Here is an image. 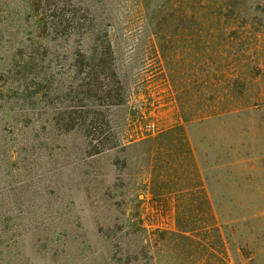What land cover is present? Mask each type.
<instances>
[{"label":"rangeland","instance_id":"1","mask_svg":"<svg viewBox=\"0 0 264 264\" xmlns=\"http://www.w3.org/2000/svg\"><path fill=\"white\" fill-rule=\"evenodd\" d=\"M89 1L101 17L110 13L109 33L121 48L117 66L128 102L120 109L88 104L73 111L67 94L78 38L51 42L35 26L52 11L27 14L24 0H0L1 64L35 60L27 85L31 95L38 92L20 106V70L6 74L0 264H117L100 228L145 218L150 232L176 230V197L166 198L168 206L152 196L140 203L151 185L190 192L184 201L200 213L198 232L210 229L212 242L220 233L230 264H264V27L248 26L225 43V65L217 52L224 44L208 58L186 33L164 61L137 0ZM240 76L247 89L239 84L233 99L232 80ZM103 117L104 130L102 123L91 127ZM144 238L124 237L123 264L133 252H140L135 264H149ZM159 248L154 244L155 264H179L177 254Z\"/></svg>","mask_w":264,"mask_h":264},{"label":"trees","instance_id":"2","mask_svg":"<svg viewBox=\"0 0 264 264\" xmlns=\"http://www.w3.org/2000/svg\"><path fill=\"white\" fill-rule=\"evenodd\" d=\"M137 1L140 3L141 15L144 13L145 23L149 31L152 32L153 42H157L164 61H167L168 54L173 49L171 45L174 39H179L177 35L186 33V38L190 36L194 44L200 43L203 46V51L207 53L208 58L211 57L210 54L213 53L215 46L219 48L224 44L217 52L219 60L222 57L219 63L225 65L230 62L229 56H226L228 55L226 54L227 50H224V47L226 49L225 43L229 40H239V30L248 26L264 27V0ZM24 3L27 14L33 12L39 15L44 8L52 11L50 19L41 17L37 21L35 30L41 36H46V39L51 42L58 38L69 37L71 39L73 36L78 38L73 51V66L76 76L73 78L74 86H71L67 94L71 102L74 103L73 111L83 113L88 104H92L98 110L100 108H123L128 102V95L120 78V69L117 66L121 48L117 46L109 33L110 13L106 14V19L101 17L94 2L89 0H24ZM102 8L106 9V7ZM3 35L4 30L0 28V47ZM50 36H52V40L49 39ZM32 62L36 61L16 62L14 58H10L6 61L7 66H4L0 60V102L5 101L8 95L6 88L10 80L6 74H12L14 69L20 70L25 83L16 89V93L22 89L21 98H19L22 101L20 106L25 107L32 101V96L38 93L31 95L29 92L31 88L27 85V79L30 78L35 68V64ZM208 81L210 82V79ZM232 82L235 84V89L231 95L235 99L236 88H239V84H241L243 90L247 89L248 78L240 76ZM208 92L211 94L212 90ZM105 119V117L101 118V122L98 119H93L91 127L97 123L100 130L99 126L102 123L101 129L104 130L106 128ZM184 121L188 120L184 118ZM179 130V133H184V126H180ZM107 131H101L102 135L109 133ZM105 139L109 138L105 137ZM186 195H190V192H185V189H164L154 185L147 188L146 193L141 194L143 199L140 203L147 202L149 196L158 202H165L166 198L172 196L177 198L178 202L174 205L176 230L155 229L150 232L145 218L137 223L130 221L128 225L117 223L113 228H100V236L109 242L115 250L113 259L118 261L117 264H123L124 237L138 233L144 235V239L147 240L141 254L145 255L149 264H155L154 244H158L159 250L164 251L166 255L177 254L175 257L179 258V264H230L220 233L218 241L212 242L210 236L207 235L210 229L201 228L198 232L196 223H199L200 220L196 221L195 218L200 216V213L195 212V214L193 204H187L184 201ZM205 199V206L210 209L206 195ZM163 205L168 206V203L165 202ZM139 209L140 206L137 207V213H139ZM205 212L208 219L210 211L204 209L203 214ZM127 226L131 228V231L124 233ZM202 233L207 236L201 237ZM0 235L2 234L0 233ZM139 253L133 252L131 255L129 253L124 264L138 263L140 261ZM120 254L122 255L119 257Z\"/></svg>","mask_w":264,"mask_h":264}]
</instances>
